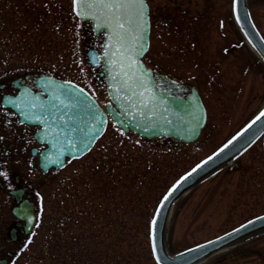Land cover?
I'll return each mask as SVG.
<instances>
[{
  "label": "rangeland",
  "instance_id": "rangeland-1",
  "mask_svg": "<svg viewBox=\"0 0 264 264\" xmlns=\"http://www.w3.org/2000/svg\"><path fill=\"white\" fill-rule=\"evenodd\" d=\"M10 1L16 10V6H23L20 0H0V8L7 7ZM54 1L53 4L47 0L32 1L30 5L36 15L25 17L20 13L17 20L35 28L37 13L45 6L52 5V10L58 8V15L64 12L66 19L59 20L60 27L48 25L46 29L52 33L61 30V36L55 40L60 41L58 47L43 48L44 53L58 54L60 59L53 57L38 64L34 57L26 59L25 52V62L5 61V67L0 65V86L14 93L13 80L48 74L78 84L104 107L109 101L102 80L85 58L91 44L84 37L88 26L67 17L72 12L73 0ZM147 3L151 33L144 63L155 73L198 91L207 111V123L200 138L179 146L142 141L124 134L109 122L103 136L86 156L68 161L61 171L43 174L37 157L30 154L33 147L41 149L33 139L35 128L10 129L14 120L3 117L0 148L5 147L4 184L9 190H15L17 176L33 195L39 218L31 235L20 234L19 243L12 242L9 231L17 222L12 215L16 204L13 197L0 192V247H5L1 258L9 264H32L28 262L31 249L44 245L48 230L54 231L55 224V240L77 245L80 251L87 247L88 264H125L122 258L127 257L121 256V247L128 245H121L119 234L126 216L131 233H140L137 242L133 239L129 243L136 257L132 264H155L141 248L150 247L149 225L159 200L182 175L211 155L264 108V64L235 23L233 0H147ZM247 5L264 38V0H247ZM197 6L205 10L198 20L192 17L194 12L198 13ZM9 18L10 14L0 13L4 27L0 40L8 38ZM11 47L2 46L0 51L12 53ZM34 51L39 53L38 49ZM5 93L0 92V99ZM0 112L10 114L1 107ZM262 139L233 165L179 199L166 230V248L170 255L216 239L264 214ZM121 158L128 164L122 177ZM210 263L264 264V234L219 252L202 264Z\"/></svg>",
  "mask_w": 264,
  "mask_h": 264
},
{
  "label": "water",
  "instance_id": "water-1",
  "mask_svg": "<svg viewBox=\"0 0 264 264\" xmlns=\"http://www.w3.org/2000/svg\"><path fill=\"white\" fill-rule=\"evenodd\" d=\"M73 12L81 22L91 24V29L95 35H104L100 58L97 53L90 52L88 53V60L92 67H98L101 61L103 69L102 76L105 78L107 93L112 103L107 106V113L114 123L125 133L132 132L134 135L146 140L171 138L178 140L180 144L195 142L199 138L207 121L205 107L196 89L192 88L191 93L186 98L177 96L171 91L177 87V84L160 75H156V78L161 79L163 85L155 84L154 73L142 61L149 49L151 23L149 31L145 36L146 50L141 56L137 57L142 65V69L146 71L148 78L152 81L150 88L157 99L155 106H150L151 111H148L141 105L132 107L127 101L121 107L113 99L116 91L115 87L111 86L113 84L112 77L116 72L113 69V64L119 57L116 55L117 48H113L112 46L113 41L110 31L107 28L98 29L96 27L97 22L90 17L77 16L74 3ZM233 14L244 38L264 63V40L251 18L247 0H238L235 8L233 1ZM237 15L240 17L239 20L237 19ZM106 53L108 54L106 55ZM30 81L35 84V87H29L27 85ZM13 84L19 89V93L15 97H4L1 105L13 110L19 116L21 124L40 127L35 134V139L39 144L47 146L39 154V167L43 173H47L51 169H63L67 159L76 160L82 158L90 152L98 139L105 133L108 123L107 114L91 95L76 84L70 82L69 85L68 81H62L47 75L27 76L24 81L17 80ZM61 85L78 96L81 101L79 107L73 108L72 110L63 109L59 101L54 99L55 96H59L61 100H64L65 104L69 103L65 96L61 95L63 92ZM34 89L38 91L34 92ZM50 102L55 105L54 108L50 106ZM30 103L37 105L43 104L48 109V111L41 114L39 121L28 120L21 115V112H39L38 108H30ZM131 104H136V101L133 99ZM97 110L103 114L101 119H103L104 123L102 125L96 124L92 119V116ZM142 112L144 115L140 114ZM256 117L229 140L231 143H228L229 141L226 143L228 145L227 147H224L226 145L224 144L218 151L211 155V160L208 157L198 164L201 167L197 168L195 166L193 168L196 169L195 171L192 169L182 176H188V178L181 181V177L178 180L180 181L179 185H177L178 181L174 184L177 185L175 190L169 194L170 190L173 189V185L160 201L150 225L151 251L156 264H202L219 252L232 248L234 245L245 240L264 234L263 215L252 219L225 235L189 248L178 254L170 255L166 248V230L175 203L182 196L219 172L228 163L232 162L254 145L261 135L264 134V117H261L259 120ZM120 120H123V126ZM44 121H47V123ZM93 126L99 128V131L95 132L94 139L91 140L87 148H84L78 142L85 133L94 130ZM65 135L73 138L76 143L69 145L64 140ZM85 142L87 143V141ZM77 146L81 148L80 151L76 150ZM61 151H63V155L60 156L62 162L59 164L51 162L57 159V155ZM189 173H191L190 176L188 175ZM25 192V189L12 192L17 203L12 213L15 219L18 220L16 227L10 231L11 240L14 242L17 239L16 234L18 231L28 236L37 224V214L35 213L33 203L29 202V200H22ZM166 196L167 199H165ZM153 221H155V225H153ZM153 229L155 232V251L153 250ZM0 264H7V261L0 259Z\"/></svg>",
  "mask_w": 264,
  "mask_h": 264
},
{
  "label": "snow or ice",
  "instance_id": "snow-or-ice-1",
  "mask_svg": "<svg viewBox=\"0 0 264 264\" xmlns=\"http://www.w3.org/2000/svg\"><path fill=\"white\" fill-rule=\"evenodd\" d=\"M74 8L77 16L90 17L95 20L96 27L107 28L110 31L111 38L113 41V48H117L116 55L119 57L113 64V69L116 70L115 75L112 77L113 84L111 86L115 87L116 91L113 95V99L121 105L124 106V102H129L130 106L136 107L137 105L143 106L146 110L151 111L150 106H155L157 99L152 93L150 84L152 81L148 78L145 70L142 69V65L137 57L141 56L145 49V36L150 28V9L147 0H73ZM238 4V0H234V8ZM239 15L237 19L239 20ZM108 53H106L107 55ZM70 85V82H68ZM63 92L61 95L69 101L65 104L64 100H61L59 96H55L54 99L59 101L60 106L63 109L72 110L73 108L79 107L81 101L78 96L67 88L61 85ZM82 91V90H79ZM136 101V104H131L132 100ZM51 107L55 105L51 104ZM30 108H38L39 112H21L28 120L41 119V114L48 111V109L43 104H29ZM144 115V113H140ZM114 115H116L114 113ZM103 116L98 110L92 116V119L96 124H103L104 121L101 119ZM264 117V111H261L260 115L256 117L259 120ZM47 123V121H44ZM123 126V120H120ZM255 123V121H253ZM94 130L89 133H85L78 144L82 145L84 148L88 147V144L94 139L96 131L99 128L93 126ZM79 130V129H78ZM82 131V130H80ZM64 140L72 145L76 143L73 138L65 135ZM87 141V143L85 142ZM228 143H231L229 141ZM226 144L224 147H227ZM77 151L81 148L77 146ZM222 151V149H221ZM63 155V151L58 153L57 159L51 161L53 163H61L60 156ZM212 157H209L211 160ZM201 167L197 165V168ZM196 169H193L195 171ZM189 176L191 173L188 174ZM0 176L6 178V173L0 172ZM188 176L182 177L181 181L186 180ZM180 181L177 182L179 185ZM177 185L173 186L171 191L175 190ZM39 195V194H37ZM167 199V196L165 197ZM155 225V221H153ZM27 247V245H25ZM153 250L155 251V232L153 229Z\"/></svg>",
  "mask_w": 264,
  "mask_h": 264
},
{
  "label": "trees",
  "instance_id": "trees-1",
  "mask_svg": "<svg viewBox=\"0 0 264 264\" xmlns=\"http://www.w3.org/2000/svg\"><path fill=\"white\" fill-rule=\"evenodd\" d=\"M32 1H34V0H20V2L23 3V6H21L20 8H18L16 6L17 10L14 9L15 5H13V3L11 1H10V3H8L7 7L2 8V9L0 8V13H4V15L10 14V18H9L8 23H9V26L11 28L8 31V38L0 40V50H1L2 46L9 48V47H11L12 44H15L14 47H11V48H14L13 49L14 51H12V53L7 54L6 51L1 53V51H0V65H2V66L4 65V67H5V61L8 63H9V61H14L15 63H18V64L25 62V59L23 57L25 52L28 53V56L25 57L26 59L32 60L34 57V60H36L38 64L48 62L53 57H57V60L60 59L59 57H61L58 54L56 56H49L48 54L44 53L43 48H50L51 49L54 47H58L57 43H59L60 41L56 42L55 40H57L59 38V36H61V30L59 32V29H58V31L52 33L46 29H49L48 25L52 26V27H54V26L60 27L61 26L60 22H63V20L65 21V19H66L64 16V12L62 15H58L57 14L59 11L58 8L54 7V10H52L51 9L52 5L45 6V8H43L39 13H37L38 15L36 18V20H37L36 27L32 28L26 22L23 23L21 20H17L18 15L20 13H22V15L25 17L26 16L33 17L34 15H36V13L33 12L32 6L30 5L32 3ZM47 2H50L51 4L55 3L54 0H47ZM63 9L65 10V6L63 7ZM10 10H11V13H9ZM65 12H66V10H65ZM66 14H67V12H66ZM42 17H46V19L40 20V19H42ZM67 17H69L70 21L71 20H75L76 22L78 21L77 18L73 15V12H71V11L68 12ZM49 19H51V20H49ZM59 20H60V22H59ZM53 23H54V25H53ZM2 30H4V27L0 21V31H2ZM52 35L54 36L55 39H53L51 37ZM22 38H26L27 40L22 39ZM19 47L24 48V50H20ZM34 49H38L39 53L35 52ZM10 52H11V50H10ZM13 53H16V54L14 55ZM35 53H37V54H35ZM30 64H32V63H30ZM34 66L36 67V64H34ZM6 67H8L7 64H6ZM27 67L31 68L32 66L28 65ZM127 166H128V164H127L126 160L121 158V177H122V174L124 172L123 170H125L127 168ZM128 172H129V170H128ZM121 181H122V179H121ZM134 196L138 197V194H136ZM140 199H141V196L139 197V200ZM81 215L83 216V214H81ZM82 218H83V221H86L85 216H83ZM127 221H128V218L126 216L124 218V222L121 225V232L119 234L120 238H121V245H123L124 243L126 245H128L127 247H125V245L123 247H121V256L124 255L127 257V259L122 258L124 256H122L121 258H122V261H126L125 264H132L134 262V258H136V257L134 256L133 251H132V246L129 245V243H132L131 241H133V239L135 242H137L140 238L139 237L140 233H136V231H135L132 234L131 233L132 229H131V231H130V229H128ZM56 227H57V224L54 225V228H53L54 231L51 229L48 230L49 236H48L47 240L44 242L43 246L40 245V247L35 248L34 251H32V249H31V251H30L31 257L29 258L28 262L32 263V264H88V260H87V255H88V251H89L88 248L84 247L80 251L79 246H77V245H73L71 243L61 244V242L59 240L56 241L55 240L56 236L54 235L55 230H57ZM129 233H131V234H129ZM147 238H148V236H147ZM62 245H64V246H62ZM134 248H136V247H134ZM141 250L148 252V255H149L148 259H150V260L152 259V261H153L149 245L141 248ZM137 257L139 258V254L137 255ZM100 264H106V263L101 262ZM210 264H212V263H210Z\"/></svg>",
  "mask_w": 264,
  "mask_h": 264
},
{
  "label": "flooded vegetation",
  "instance_id": "flooded-vegetation-1",
  "mask_svg": "<svg viewBox=\"0 0 264 264\" xmlns=\"http://www.w3.org/2000/svg\"><path fill=\"white\" fill-rule=\"evenodd\" d=\"M197 5V4H196ZM199 5V4H198ZM197 8V10H198V13L197 12H194L193 14H192V17L193 18H196V20H198L199 19V17L201 16H203L204 15V13H205V10H201V9H199L198 8V6L196 7ZM204 28V27H203ZM90 40L91 41V44L90 45H88L89 46V48H90V50H95V51H97V52H99L100 51V48H101V45H102V39H101V37H99V36H95V35H93L91 32H90V35L88 36L87 34H86V36H85V40ZM94 72H96L97 73V77H98V79H101L102 80V83H103V86H104V79H103V77L101 76V72H102V69L99 67V68H97V69H94L93 70ZM156 81H157V84H160V85H163V82L161 81V79H156ZM27 85L29 86V87H34V83L32 82V81H30V82H28L27 83ZM8 87H5V86H0V92H2V91H4V92H7V93H5L4 95H16L17 94V90H15L13 87H12V89H14V93H10V92H8ZM173 93H175L177 96H180V97H186L189 93H190V88L188 87V86H184V85H178L175 89H172L171 90ZM3 95V96H4ZM2 96V97H3ZM1 97V98H2ZM1 100V99H0ZM1 107V106H0ZM4 110V109H3ZM7 111H9V110H7ZM10 112V111H9ZM8 117V118H12V120H14V123H12V127L10 128V129H13V128H16V126H18V127H25V128H34V127H30V126H26V125H21L20 123H19V119H18V117L14 114V113H12V112H10V114L9 115H4V113L2 114V112H0V122H1V120H2V118L3 117ZM4 124H5V122H3V126H4ZM38 128H35V131L37 130ZM35 131L33 132V139H34V133H35ZM1 133V132H0ZM35 141V140H34ZM158 142H164V143H167L168 145H171V146H179V144H178V142L176 141V140H173V139H161V140H157ZM262 141H263V144H264V136H263V139H262ZM36 142V141H35ZM36 144H37V142H36ZM38 145V144H37ZM38 146H40V145H38ZM41 147V149H38V148H36V147H33V148H31L30 149V153L32 154L33 153V151L35 150V152H37L36 154H37V156H38V154H39V152L42 150V149H44V147H42V146H40ZM4 149H5V147H3ZM3 148H0V172H4V169H5V164H4V162H5V156H4V154H5V150L3 149ZM24 151V150H23ZM233 165V164H232ZM220 174V173H219ZM3 176H0V192H4V193H7L9 196H11V197H13V195H12V192L14 191V190H9V188L7 187V186H5V184H4V180H3V178H2ZM14 184H15V190H17V189H26L27 190V194L25 195V197L24 198H26L27 196H29V195H32L31 194V192L27 189V187H25L22 183H21V181L19 180V178L17 177V176H15L14 177ZM13 199H14V197H13ZM15 225V223H13L12 224V226L11 227H13ZM19 235H20V233H19ZM1 248V252H0V257H1V254H2V252L4 251V246H2V247H0Z\"/></svg>",
  "mask_w": 264,
  "mask_h": 264
},
{
  "label": "bare ground",
  "instance_id": "bare-ground-1",
  "mask_svg": "<svg viewBox=\"0 0 264 264\" xmlns=\"http://www.w3.org/2000/svg\"><path fill=\"white\" fill-rule=\"evenodd\" d=\"M144 61V58L142 59ZM223 252V251H222Z\"/></svg>",
  "mask_w": 264,
  "mask_h": 264
}]
</instances>
